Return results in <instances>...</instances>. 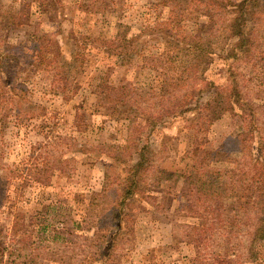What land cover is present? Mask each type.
I'll return each instance as SVG.
<instances>
[{
	"label": "rangeland",
	"instance_id": "1",
	"mask_svg": "<svg viewBox=\"0 0 264 264\" xmlns=\"http://www.w3.org/2000/svg\"><path fill=\"white\" fill-rule=\"evenodd\" d=\"M170 4L164 0H0V64L8 72L0 71V86L11 88L15 95L12 110L0 105V167L6 169H0L5 194L0 195V239L6 247L32 248L28 264H64L61 253L67 254L69 264H215L213 253L226 251L225 242L218 248L213 243L214 238L218 241L214 232L218 227L242 234L241 244L230 256L235 262L227 264L250 260L245 225L224 224L212 213L215 209L218 215L217 210L224 208L226 214L238 206L237 198H218L208 205L188 187L186 150L195 137L194 131L186 129L189 123L176 119L163 128L168 109L160 108L157 101L140 102L141 109L131 113L128 109L134 103L106 101L99 94L107 80L119 84L127 79L147 88L149 75L155 74L147 71V60L141 56L147 55V26L173 16ZM119 25H128L129 33L143 34L136 40L137 54L130 58L124 53L122 58L106 55ZM181 25V31L197 36L202 22L187 11ZM233 43L227 44L226 51ZM37 47L44 49L47 60L60 53L69 60L73 51L79 54L78 61L70 59V66L60 65L54 72L46 67V60L34 63V55L40 52ZM251 50L264 56V36ZM222 58L221 53L208 58L200 70L193 59L190 76L197 75L199 86L204 78L217 86H231ZM259 61L264 67V60ZM61 69L68 70L67 77L58 75ZM239 85L255 101L256 124L264 129V83L255 86L241 79ZM169 92L173 99L194 94L179 89ZM147 114L152 119L149 126ZM133 116L135 123L129 129ZM240 125L239 117L230 113L211 124L203 140L204 148L216 153L215 166H232L241 155L228 150L232 149L229 139ZM147 143L151 169L181 175L154 187L147 186L145 170L123 213L106 212L103 207L119 198L126 169L140 159L136 148ZM256 146L251 147L252 153ZM112 151L117 152L119 165L103 158ZM208 206L209 211L204 210ZM251 217L255 226L258 216L252 213ZM47 221L61 229L57 240L51 238L53 231L46 239L38 231L39 224ZM226 235L233 237L225 231ZM258 248L264 264V239ZM4 251L8 258L10 249Z\"/></svg>",
	"mask_w": 264,
	"mask_h": 264
},
{
	"label": "trees",
	"instance_id": "2",
	"mask_svg": "<svg viewBox=\"0 0 264 264\" xmlns=\"http://www.w3.org/2000/svg\"><path fill=\"white\" fill-rule=\"evenodd\" d=\"M164 2L167 4L172 2L173 6L170 5L173 16L170 15L166 20L147 26V41L144 42L147 44V55H144L145 52L141 55L147 60V71L155 72V74L149 75L151 78L150 82H147V88L143 87V84L137 85L139 83L127 79L120 80L119 84H112L107 80L99 94L106 101L115 98L123 104L134 103L135 106L132 104L128 109V112L131 113L141 109L138 104L140 102L150 105L151 101H157L160 108L168 109L166 110L167 120H163L161 124L163 128L169 121L176 119L189 123L186 129H191L195 133L192 146L186 150L190 160V170L186 174L189 189L208 205L218 198L226 197L227 200L237 198L238 206L227 209L226 214H224V208L217 210L220 213L218 215H216L215 209L212 213L224 224L245 225L244 234L250 236L246 244L250 260L245 264H261L258 246L259 242L264 239V129L256 124L255 101L246 92L247 89H244V85L240 88L239 83L241 79L245 83L255 86H261L264 83V67L260 65L262 61H259L264 60V56L260 52L257 53L256 50H251L264 36V0H164ZM187 11L196 13L202 22L197 36H190L189 32L181 31L183 15ZM119 26V31L117 30L112 40L108 41V48L111 52L106 55L110 57L113 54L117 58H122L124 53L130 58L137 54L136 40L143 38V34L129 33L128 25ZM231 40H234L233 47L226 51V46ZM152 42L154 44H150ZM79 47L82 46L79 45ZM151 47L155 50H150ZM41 49L44 50L37 47L36 52H40L34 55V63H42L46 60L45 63H48L46 67L54 69V72L60 65L70 66L67 62L70 59L72 62L78 61L79 54L76 52L72 54L73 51L70 53L72 56L69 60L64 59L63 55L57 54V52L55 59L47 60L45 52H41ZM220 53L223 57L221 60H224L227 66L231 86H217L206 78L201 79L203 85L199 86L197 81L200 79L197 78V75L194 78L189 74L191 61L196 60L200 70L205 62L206 64L209 62H207L208 58L211 60L212 57L220 56ZM139 54L138 56L141 57ZM2 65L0 64L1 73H8L7 70L2 71ZM204 71L202 68L200 76ZM67 73L68 70L66 72L65 69L58 70V75L61 77H67ZM6 87L0 86V105L5 104L7 107L5 109L9 112L10 109L12 110L10 104L15 100V95L10 93L11 88L7 90ZM174 89L185 91V93L194 91V94L189 98H187L189 95L187 93L180 99H173L169 91ZM19 97L24 98L25 95ZM186 99L191 101L188 102ZM225 113L233 114L240 119L239 128L241 130L239 129L229 139L232 149L228 150L241 155L237 156L232 166L220 168L213 162L216 153L204 148L206 140L203 139L211 124ZM6 117L5 115L4 120ZM151 120L147 114V126L151 124ZM132 123H135L134 116L129 118L128 128ZM138 128L139 124L135 130L138 131ZM132 136L131 129L127 138L129 143L132 141ZM198 136L203 138L199 140ZM255 143H257L255 153H252L250 149ZM136 149L140 159L126 169L129 172L124 182L119 183V198L115 203L103 207L106 212L118 211V215L123 213L127 200L136 193L143 181L141 173L145 170H147V186L154 187L171 181L174 175L178 177L181 175L162 168L151 169L152 151L148 143L147 146L144 144L141 148L137 147ZM112 152L111 155L104 153L103 158L119 165L120 159L117 152ZM244 152H248L247 155ZM0 169L6 170L1 167ZM109 177V173L106 172L105 178ZM2 178L3 176L0 175V195L4 193L1 190L3 187ZM209 207L204 210L209 211ZM240 211L241 214H239ZM250 212L256 213V217L258 216L254 221L255 226H252V213ZM37 229L41 235L45 234L43 239H46L50 231L54 232L51 235L53 240L60 237L61 229H54L53 223L49 221L40 223ZM226 229L221 227L214 229V232L218 233V241L216 242L214 238L213 243L218 248L221 242H225L224 249L226 248L225 253H218V255L216 252L213 253L215 264L234 263L235 261L230 256L236 245H240L242 241V234L239 231ZM225 231L232 234L233 237L225 236ZM223 236L225 237L223 238ZM5 243L6 241L4 242L1 237L0 264H28L32 248L30 251H25L22 247H6ZM6 248L10 249L8 258H5L4 249ZM60 258L64 264L70 263L67 254L61 253Z\"/></svg>",
	"mask_w": 264,
	"mask_h": 264
}]
</instances>
